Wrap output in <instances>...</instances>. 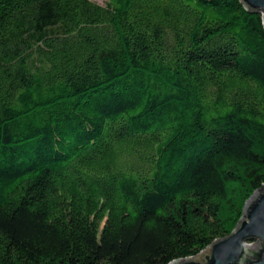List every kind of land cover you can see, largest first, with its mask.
<instances>
[{"label":"trees","instance_id":"trees-1","mask_svg":"<svg viewBox=\"0 0 264 264\" xmlns=\"http://www.w3.org/2000/svg\"><path fill=\"white\" fill-rule=\"evenodd\" d=\"M264 187V21L239 0H0V264H171Z\"/></svg>","mask_w":264,"mask_h":264},{"label":"water","instance_id":"water-1","mask_svg":"<svg viewBox=\"0 0 264 264\" xmlns=\"http://www.w3.org/2000/svg\"><path fill=\"white\" fill-rule=\"evenodd\" d=\"M250 13H261L264 0H239ZM171 264H264V187L247 201L243 216L226 238L215 241L196 257Z\"/></svg>","mask_w":264,"mask_h":264},{"label":"rangeland","instance_id":"rangeland-1","mask_svg":"<svg viewBox=\"0 0 264 264\" xmlns=\"http://www.w3.org/2000/svg\"><path fill=\"white\" fill-rule=\"evenodd\" d=\"M94 1H96L98 3H104L105 2V0H94Z\"/></svg>","mask_w":264,"mask_h":264}]
</instances>
